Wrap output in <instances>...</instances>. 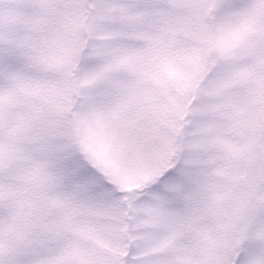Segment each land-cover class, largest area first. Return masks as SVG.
I'll list each match as a JSON object with an SVG mask.
<instances>
[{
	"label": "snow or ice",
	"instance_id": "obj_1",
	"mask_svg": "<svg viewBox=\"0 0 264 264\" xmlns=\"http://www.w3.org/2000/svg\"><path fill=\"white\" fill-rule=\"evenodd\" d=\"M182 7L0 0V264H264V0L204 4L194 21ZM193 22L207 59L178 46ZM56 96L73 102L78 150ZM229 168L247 191L210 195Z\"/></svg>",
	"mask_w": 264,
	"mask_h": 264
},
{
	"label": "rangeland",
	"instance_id": "obj_2",
	"mask_svg": "<svg viewBox=\"0 0 264 264\" xmlns=\"http://www.w3.org/2000/svg\"><path fill=\"white\" fill-rule=\"evenodd\" d=\"M181 5L183 6L180 11H182L187 17L191 18L193 21L197 16L198 9L201 5L210 4L208 8L209 15H213L218 13L219 8L223 5L224 0H180ZM188 32L193 33V35L189 36L186 32L180 31L178 33L179 40V48L181 49H199L200 54L207 59L210 55L216 52V48L214 45H208L203 43V32L201 26L197 23L193 22L187 25ZM180 66L182 68L183 73L185 74H196L199 71L198 64L199 59L197 56L187 57L181 56L179 59ZM62 87L70 90L75 93V83L65 82L62 84ZM158 102L163 105L166 103V98L163 95H158ZM52 103L54 105L53 111L51 113L53 119H59L63 123L64 132L66 133L67 142L77 150L81 145V134L77 130L75 118L70 115L72 101L67 96H56L53 97ZM61 104L69 105L67 111H60L58 106ZM171 117L169 116V119ZM146 130L151 134V141H154L157 144H160L163 147V137L167 136L169 132V128L164 120L160 119L158 116L153 114L152 119L145 122ZM146 148H151L152 143L147 142L145 145ZM238 168L241 173H246L250 167V161L241 156L237 161ZM232 170L229 168L228 175L225 176H217L214 180V187L210 192V195H214L216 192L220 193H232L239 192L243 194L247 191L248 187V178L246 175H242L239 182L237 184H233L229 179L231 176ZM225 203H229V201H225ZM211 218V217H209Z\"/></svg>",
	"mask_w": 264,
	"mask_h": 264
}]
</instances>
